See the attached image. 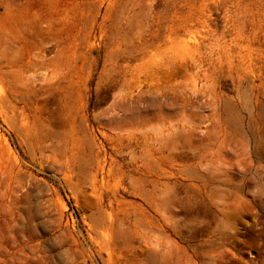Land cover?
<instances>
[{
	"label": "rangeland",
	"instance_id": "obj_1",
	"mask_svg": "<svg viewBox=\"0 0 264 264\" xmlns=\"http://www.w3.org/2000/svg\"><path fill=\"white\" fill-rule=\"evenodd\" d=\"M0 264H264V0H0Z\"/></svg>",
	"mask_w": 264,
	"mask_h": 264
}]
</instances>
